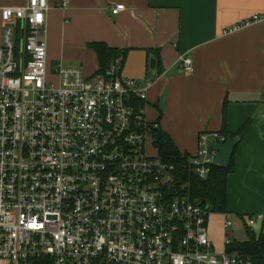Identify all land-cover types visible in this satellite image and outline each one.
<instances>
[{
  "label": "built area",
  "instance_id": "2783aa9c",
  "mask_svg": "<svg viewBox=\"0 0 264 264\" xmlns=\"http://www.w3.org/2000/svg\"><path fill=\"white\" fill-rule=\"evenodd\" d=\"M49 9L48 0L0 8V264H252L225 251L228 235L217 253L212 213L170 189L175 166L152 146L159 126L146 116L148 86L122 77L120 58L90 76L59 62L49 77ZM178 63L193 72L190 59ZM226 141L198 134L187 169L205 180L209 145ZM259 221L249 216L247 226ZM231 226L225 219L223 230Z\"/></svg>",
  "mask_w": 264,
  "mask_h": 264
},
{
  "label": "crops",
  "instance_id": "0c3cea01",
  "mask_svg": "<svg viewBox=\"0 0 264 264\" xmlns=\"http://www.w3.org/2000/svg\"><path fill=\"white\" fill-rule=\"evenodd\" d=\"M62 1L48 0V60L93 75L97 63L88 44L104 43L126 51L121 76L148 86L146 116L152 123L159 120V128L181 153L193 156L198 134L221 132L223 122L232 135L246 125V133L237 137L233 170L227 177L228 212L216 214L220 220H207V229L209 224L215 226L208 229V236L217 253L224 250L225 235L232 242L246 241L234 216L243 210L238 198L248 200L244 193L253 190L251 198L256 201L249 200L250 216L264 215V21L233 34L224 32L264 14V0H66L61 7ZM24 2L0 0V8ZM117 4L125 10L112 15ZM57 29L61 46L56 49L52 43L48 48V32ZM156 51L159 74L148 67ZM179 56L192 61L191 74L183 73ZM232 198L237 199V208L231 206ZM225 219L232 223L227 232ZM252 228L256 236H264V221Z\"/></svg>",
  "mask_w": 264,
  "mask_h": 264
},
{
  "label": "trees",
  "instance_id": "16d2710c",
  "mask_svg": "<svg viewBox=\"0 0 264 264\" xmlns=\"http://www.w3.org/2000/svg\"><path fill=\"white\" fill-rule=\"evenodd\" d=\"M87 48L92 51L96 57L97 71L95 74H103L112 63L120 58L121 68L125 59L126 51H120L110 48L104 43H90ZM150 53V51H148ZM155 58L148 62L150 69H156L161 73L160 59L158 52ZM159 120L157 121L158 124ZM247 127L244 125L236 134H228L223 122L221 133L226 136L227 140L235 137H243ZM152 146L156 150L157 156L175 166L173 174V184L170 187L175 195L185 197L194 203H205V209L212 214H226L227 210V177L233 170V156L230 158L227 167L213 165L210 173L205 180H200L187 169L190 155L181 153L172 139L161 128H156L152 133ZM247 240L244 242L233 241L226 247L229 255H236L251 261L252 264H264V236L260 233L258 236L245 226Z\"/></svg>",
  "mask_w": 264,
  "mask_h": 264
},
{
  "label": "rangeland",
  "instance_id": "374dc122",
  "mask_svg": "<svg viewBox=\"0 0 264 264\" xmlns=\"http://www.w3.org/2000/svg\"><path fill=\"white\" fill-rule=\"evenodd\" d=\"M58 30L59 29H57L54 33H52V32H48V48H49V46H51V44L52 43H55L57 46H56V49H57V47H58V49L60 48V46H61V40H60V36H59V34H58ZM56 63H59L58 61H55V62H51L50 60H49V62H48V71H49V77L51 76V74L53 73V70L55 69V65H56ZM63 65H71V64H66L65 62H61ZM75 66V65H74ZM93 73V72H92ZM92 73H86V74H89V75H92ZM51 78V77H50ZM128 79V78H127ZM49 82H54L53 81V79H49ZM148 151L150 152V153H153L152 152V148H148ZM251 193H253V194H251ZM255 193H257L256 191H255ZM245 195L247 194L248 196V200L246 199V200H241V197H239L238 198V200L236 199V198H232V207L233 208H237V206H236V200H237V203L239 204V205H241L242 206V209L243 210H241V211H239V215L237 216V215H234L236 218H238V220L239 221H237V222H239V227H240V231L244 234L245 233V228H244V226L245 225H247V219H248V217L250 216V215H252L251 213V210L250 209H252V203H250V199H252V200H254V201H256L255 199H253V198H251L252 196H254L255 194H254V192H253V190L250 192V191H248V193H244ZM263 194H264V191H263ZM255 204V203H254ZM229 206V203H227V208H229L228 207ZM256 205H254V207H255ZM215 219V220H220V217L218 216V215H216V214H209V216H208V219ZM236 220V219H235ZM254 227V226H253ZM215 228V226L214 225H212V224H209V226H208V229H214ZM251 229H253V228H251ZM242 235V234H241ZM243 236V235H242ZM216 246H219V245H216Z\"/></svg>",
  "mask_w": 264,
  "mask_h": 264
},
{
  "label": "water",
  "instance_id": "95a60500",
  "mask_svg": "<svg viewBox=\"0 0 264 264\" xmlns=\"http://www.w3.org/2000/svg\"><path fill=\"white\" fill-rule=\"evenodd\" d=\"M239 138L235 137L232 140H227L223 144H210V148L216 152L214 157V164L221 167H227L230 162V158L234 152L235 147L239 142ZM205 203H200V206H204ZM244 258H242L243 260Z\"/></svg>",
  "mask_w": 264,
  "mask_h": 264
}]
</instances>
